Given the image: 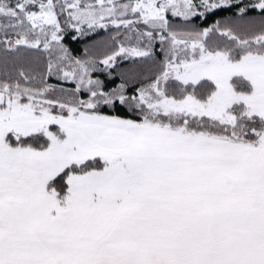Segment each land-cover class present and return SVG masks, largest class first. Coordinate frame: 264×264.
I'll return each mask as SVG.
<instances>
[{
    "label": "snow or ice",
    "instance_id": "1",
    "mask_svg": "<svg viewBox=\"0 0 264 264\" xmlns=\"http://www.w3.org/2000/svg\"><path fill=\"white\" fill-rule=\"evenodd\" d=\"M0 264H264V0H0Z\"/></svg>",
    "mask_w": 264,
    "mask_h": 264
},
{
    "label": "trees",
    "instance_id": "2",
    "mask_svg": "<svg viewBox=\"0 0 264 264\" xmlns=\"http://www.w3.org/2000/svg\"><path fill=\"white\" fill-rule=\"evenodd\" d=\"M227 15H230V13H227V12L218 13V15L209 18L207 23H205L203 20H197L195 21V23L200 24L202 26H208L209 24L213 23L216 19H221L223 16H227ZM106 37H107V33L101 31L98 35L94 37V39L96 41H101V40L106 39ZM78 39H79V42L72 40L71 37H68L66 40V43H68V45L71 48L78 50L77 54H82L84 49L93 43V40L89 39L88 37L78 38ZM118 71L119 70H117V73H114V79H115L116 84L120 82L118 78ZM98 75H100L102 79H106L105 73H98ZM110 86H115V85L113 84Z\"/></svg>",
    "mask_w": 264,
    "mask_h": 264
}]
</instances>
